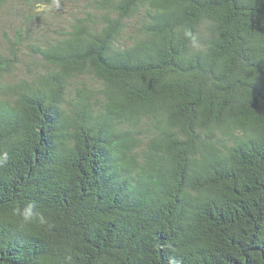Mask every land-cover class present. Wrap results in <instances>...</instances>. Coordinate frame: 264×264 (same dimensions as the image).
Instances as JSON below:
<instances>
[{
    "label": "trees",
    "instance_id": "obj_1",
    "mask_svg": "<svg viewBox=\"0 0 264 264\" xmlns=\"http://www.w3.org/2000/svg\"><path fill=\"white\" fill-rule=\"evenodd\" d=\"M0 264H264V0H0Z\"/></svg>",
    "mask_w": 264,
    "mask_h": 264
},
{
    "label": "clouds",
    "instance_id": "obj_2",
    "mask_svg": "<svg viewBox=\"0 0 264 264\" xmlns=\"http://www.w3.org/2000/svg\"><path fill=\"white\" fill-rule=\"evenodd\" d=\"M7 158V155L5 154V159ZM16 214H18L22 221L24 223H30L34 219H41L43 221V217L39 210L37 209V206L34 202H27L23 208H20L19 206L15 209Z\"/></svg>",
    "mask_w": 264,
    "mask_h": 264
}]
</instances>
